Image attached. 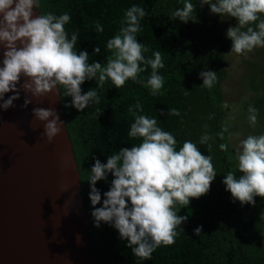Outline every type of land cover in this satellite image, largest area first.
<instances>
[{
  "label": "trees",
  "instance_id": "1",
  "mask_svg": "<svg viewBox=\"0 0 264 264\" xmlns=\"http://www.w3.org/2000/svg\"><path fill=\"white\" fill-rule=\"evenodd\" d=\"M190 2L196 5L193 14L197 22L184 23L172 17L176 9L183 7L184 0H41V8L37 9L39 14L68 13L71 20L65 28L69 39L72 33H79L77 52L87 51L90 64L100 62L104 65L111 55L107 42L119 33L126 10L133 5L141 6L147 15L141 20L142 30L137 41L149 49L144 53L146 58H154L153 54L159 51L165 64L159 69V74L165 78L164 87L156 95L132 80L120 89L111 80L103 89H99L95 79L86 80L81 85L82 94L97 89L100 103L80 111L72 106V97L64 96L63 89L60 90L62 113L66 116L80 173L96 264H264V197H255V205L241 204L223 183L230 171L238 177L243 175L238 170L237 148L230 141L234 127L227 122L224 106V81L229 76L226 57L234 53L227 30L238 26V21L228 15L212 13L210 5L201 4V0ZM97 22L103 26V32L96 30ZM250 26L255 27V24ZM97 47L99 53H95ZM250 54L257 60L248 62L252 69L250 80L253 88L260 89L261 93L243 108L246 114H249L250 105L258 110L260 127L253 133L259 131L260 135L264 134V47H256ZM151 71L149 66L141 73L145 83ZM205 71L217 73L211 88L203 87L201 73ZM138 101L144 109L139 114L156 118L159 127L172 133L177 140V150L185 141L196 143L202 154L212 156L217 173L207 194L193 198L186 207L177 205L178 215L187 217L181 225L183 231L178 228L175 243L161 245L149 260L136 257L112 224L101 222L96 227L92 212L95 207L103 206L104 193L111 189L115 177L107 173L106 180L96 183L101 202L95 206L90 200L91 183L88 181L96 159L107 163L109 155L122 147L141 143L139 138L128 136L135 119L128 109ZM171 108L178 109L180 115L169 116ZM224 126L228 127V132L221 139L218 133ZM206 133L213 137L208 142L210 151L207 144H200L201 136ZM221 144L228 145L227 152L220 149ZM128 204L130 207V200ZM201 226L202 233L197 235L194 230Z\"/></svg>",
  "mask_w": 264,
  "mask_h": 264
},
{
  "label": "clouds",
  "instance_id": "2",
  "mask_svg": "<svg viewBox=\"0 0 264 264\" xmlns=\"http://www.w3.org/2000/svg\"><path fill=\"white\" fill-rule=\"evenodd\" d=\"M201 4H209L212 13L237 19L238 26L227 30L232 41L231 52L247 55L256 47H264V19L261 18L264 0H215L214 3L201 0ZM40 8L41 0H0V46L6 49L0 67V101H3L0 108L7 110L20 98L17 85L21 76L26 77L21 87L31 97H45L54 89L59 95L63 89V95L71 96L72 106L80 111L100 103L97 89L82 94L81 85L86 80L95 79L99 89H103L108 80L118 89L132 80L149 88L153 95L161 92L165 83L164 76L159 74V69L165 67L161 52L156 51L154 58H146L144 53L149 49L137 41L142 30L141 20L147 15L143 7L133 5L126 10L119 33L107 42L111 55L104 65L100 62L90 64L87 51L77 52L79 33H72L69 39L65 28L71 20L68 13L57 16L48 12L34 17L33 10ZM195 12L196 5L184 0L183 7L176 9L172 17L184 23L197 22ZM252 24L255 27L250 26ZM96 30H104L99 22ZM99 51L97 47L95 53ZM149 66L152 71L145 83L141 73ZM201 77L203 87L211 88L217 73L205 71ZM8 92L16 94L4 100ZM30 103L32 99L26 98L24 107ZM128 111L135 117L128 136L139 138L141 143L122 147L109 155L107 163L96 159L88 180L93 206L101 202L96 183L106 180L107 173L115 178L111 189L104 193L103 206L95 207L92 216L96 227L101 222L112 224L136 257L149 260L161 245L175 243L178 228L183 231L181 225L187 217L178 215L177 205L186 207L193 198L207 194L217 173L212 156L202 154L196 143L185 141L177 150V140L172 133L159 127L156 118L139 114L144 111L139 101ZM248 113L250 123L255 126L258 110L250 105ZM168 114L179 116L180 112L171 108ZM33 115L40 122L46 121L42 135L51 143L60 134L64 122L52 108H34ZM225 132H228L227 126L218 133L221 139ZM211 139L213 137L207 133L200 138V144H207L209 151ZM220 149L227 152L228 145L221 144ZM236 158L239 173L243 175L238 177L230 171L223 183L235 200L255 205V197H264V134L248 135L243 139L236 150ZM194 231L200 235L202 226Z\"/></svg>",
  "mask_w": 264,
  "mask_h": 264
},
{
  "label": "water",
  "instance_id": "3",
  "mask_svg": "<svg viewBox=\"0 0 264 264\" xmlns=\"http://www.w3.org/2000/svg\"><path fill=\"white\" fill-rule=\"evenodd\" d=\"M25 79L14 106L0 108V264H96L61 92L31 97ZM26 98L32 103L24 107ZM37 107L55 109L64 122L51 143L42 135L46 121L33 115Z\"/></svg>",
  "mask_w": 264,
  "mask_h": 264
},
{
  "label": "rangeland",
  "instance_id": "4",
  "mask_svg": "<svg viewBox=\"0 0 264 264\" xmlns=\"http://www.w3.org/2000/svg\"><path fill=\"white\" fill-rule=\"evenodd\" d=\"M261 49V47H258ZM257 61L256 57L248 53L247 55L228 54L226 57L229 76L224 81L225 100L224 106L227 108V122L234 127V132L230 136L233 146L238 148L240 142L248 135H254L260 124L256 122L253 126L244 111V105L252 101L261 90H255L251 82V66L248 62ZM263 134V133H262ZM255 135H259V131Z\"/></svg>",
  "mask_w": 264,
  "mask_h": 264
}]
</instances>
